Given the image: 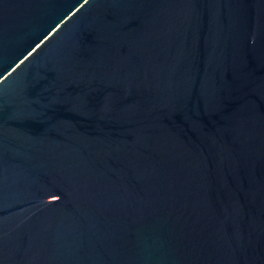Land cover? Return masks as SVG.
<instances>
[{"label":"water","instance_id":"1","mask_svg":"<svg viewBox=\"0 0 264 264\" xmlns=\"http://www.w3.org/2000/svg\"><path fill=\"white\" fill-rule=\"evenodd\" d=\"M0 264H264V0H0Z\"/></svg>","mask_w":264,"mask_h":264}]
</instances>
